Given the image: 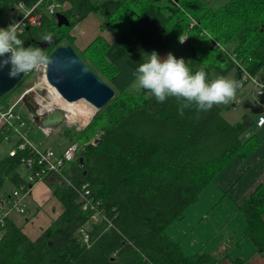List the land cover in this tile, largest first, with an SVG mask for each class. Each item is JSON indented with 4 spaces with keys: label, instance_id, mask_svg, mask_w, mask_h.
Here are the masks:
<instances>
[{
    "label": "trees",
    "instance_id": "obj_1",
    "mask_svg": "<svg viewBox=\"0 0 264 264\" xmlns=\"http://www.w3.org/2000/svg\"><path fill=\"white\" fill-rule=\"evenodd\" d=\"M53 1L68 4L59 11L68 25L96 13L100 29L112 34L111 40L96 35L80 51L82 60L112 86L114 96L83 129L63 131L66 138L78 141H88L94 130L102 132L68 163L64 174L74 186L63 183L53 188L63 209L37 237L30 239L6 221L0 236V264L219 263L203 249L186 253L166 229L183 219L185 209L197 203L230 159H243L257 147L260 140L254 130L249 131L253 120L244 113V119L231 123L220 114L223 105L205 112L193 104L179 115L177 98L158 103L149 91H133L130 86L139 64L171 44L180 54L187 53L191 71L205 70L207 81L215 79L213 71L224 76L233 69L241 87L246 81L241 80L243 71L237 63L263 80L264 0H227L218 6L207 0H0V23L4 24L8 11L18 9L17 4L26 9L37 3L32 13L39 14V24L25 26L19 38L23 46L40 47L48 56L58 45L74 40L69 30L56 31L61 25L55 13L46 10ZM184 33L187 38L181 44ZM46 34L52 35L50 43L43 40ZM30 74L24 73L13 88ZM263 105H251L248 113L261 112ZM28 123L29 137L36 141L35 132L39 137L43 134ZM3 134L0 131V141ZM24 154L0 157V188L5 182L13 188L25 182ZM84 182L100 200L107 221H93L91 211L81 208ZM236 208L245 221L243 229L231 236L228 227L219 226L218 234L229 238L231 246L247 237L255 250H263L264 181ZM80 227L89 233L90 244L83 242Z\"/></svg>",
    "mask_w": 264,
    "mask_h": 264
},
{
    "label": "crops",
    "instance_id": "obj_2",
    "mask_svg": "<svg viewBox=\"0 0 264 264\" xmlns=\"http://www.w3.org/2000/svg\"><path fill=\"white\" fill-rule=\"evenodd\" d=\"M226 1L227 0H207V2L213 6L221 5ZM90 14L91 13H88L83 19L89 17ZM96 21L98 27L95 29V32L92 33V37L90 35L89 39L84 38V33L86 31L83 27L81 28L82 39L77 38V34L74 35V40L79 41L75 46L79 49L84 47H81V45L84 43L86 44L98 34L103 35L108 40L113 38L112 34L107 29L101 30L99 27L100 21H98V19ZM172 50L178 51L176 46L171 44L159 55V57L161 59L166 58V55ZM224 76H230V79L238 80L237 73L234 70H230L227 75ZM237 97L236 94L235 100ZM235 100L231 101L232 103H229L228 105L234 108L236 103ZM245 106L246 105H244V109L246 110L247 108ZM261 107H264V105ZM255 119L256 117L253 119L252 124L254 127L253 129L250 128L249 131L254 130L260 140L259 144L245 158L239 159L233 157L230 159L215 175L212 184L208 185L201 192L194 209L197 211L205 210L203 211V214L199 217L195 216L196 212L191 209L192 205H190L185 209L183 219L174 221L167 227L166 231L168 235L173 239L178 240L186 253H194L200 249L206 250L210 252L213 257L219 259V263L215 264H230V260L232 259L241 260V264H264V249L261 251L255 250L247 237L243 238L239 245L231 246L229 238L220 234H214L215 236H213L212 243L209 245L206 244L205 240L207 238L205 240L203 238L201 224V218L203 216L209 218L210 214L206 212L208 211L211 213L215 206L221 213L225 214V217L217 212L213 216L214 221L211 222L209 220L208 226L214 227L213 233L216 231V226H226L232 232L230 235L233 236L235 233L240 232L245 226V221L236 206L240 203L243 196L248 195L257 184L264 181V125L257 126L254 124ZM37 129L38 128L35 130ZM34 135L37 137L36 142L43 144L42 138L39 137L38 132H35ZM5 142L4 140L0 141V143L6 145L5 151L0 149V157L5 155L10 148V144L7 142L8 145ZM21 168L22 173H24L25 169L22 166ZM63 183L65 182L60 174L55 171H48L41 179H38L31 184L30 189L24 196L26 210L29 206L31 208L29 213L31 215L28 216L29 213L24 214L26 210L22 213L10 211L11 213L8 214L7 222L19 226L23 233L30 239L37 237L63 209L61 202L54 196L52 191L54 187L60 186ZM12 189L13 186L10 183L5 182L0 188V191L8 192L9 194ZM23 214L24 217H22ZM262 219L264 222V212L262 213ZM190 221L193 224H190ZM214 222L216 226L214 225Z\"/></svg>",
    "mask_w": 264,
    "mask_h": 264
},
{
    "label": "built area",
    "instance_id": "obj_3",
    "mask_svg": "<svg viewBox=\"0 0 264 264\" xmlns=\"http://www.w3.org/2000/svg\"><path fill=\"white\" fill-rule=\"evenodd\" d=\"M36 4L37 3L26 9L22 7V4H17L16 7L18 9L14 12H11V15L7 17L4 24L0 23V28H6L12 22H20V29L22 32L25 26L34 24L38 25L40 22V16L38 13H32ZM56 7H60L62 10L63 4L56 1L51 2L46 5V10L49 13L59 12H55ZM184 37L187 38L186 33L182 34L180 39ZM222 49L224 50V48ZM237 65L243 71L241 74V80L251 81L254 84L256 93L264 95V82H262V80L260 81L255 75L249 74L242 68V66L239 65V63H237ZM42 73L43 72H41V74ZM42 84L44 83L40 81L34 83L32 82L31 85L24 87L16 99L10 104H4L3 102H0V131L4 132L3 140L13 141V144L10 146L7 153L9 155H14L17 151L26 153L21 157V166L25 169V182L14 187L8 195H0V236L6 224L9 212L14 210L22 213L25 211L26 202L24 201V196L30 189L31 184L36 180L41 179L48 171L57 172L61 175L66 184L71 187L74 186L71 179H69L64 174V170L66 169L69 162L76 160L78 152L82 150L85 144L88 142L95 143L102 132L100 131L93 138L85 141V143L71 141L62 150H56L49 146H43L41 143H35L33 140H31L29 137L30 129L28 121H33V118L31 117V113L33 112L26 107L23 101L24 94L30 91L33 92V97L37 102V112L39 113L46 112L53 106L60 107V105L57 104L52 97L51 100H46L43 98L44 93H42V97L39 96L36 88L38 86H42ZM236 99L239 98L237 97ZM19 102H22L29 112L26 117L22 115L19 109H16V106ZM261 117H264V113L262 112L256 115L255 123L257 126H262L259 123ZM89 118L85 124L88 123ZM80 190L81 208L89 209L91 211V219L93 221H98L100 219L107 221V218L104 216L101 202L92 194L88 183H82ZM108 224L110 223L108 222ZM80 231L83 242H85L87 245L90 244V236L86 228L80 227Z\"/></svg>",
    "mask_w": 264,
    "mask_h": 264
},
{
    "label": "clouds",
    "instance_id": "obj_4",
    "mask_svg": "<svg viewBox=\"0 0 264 264\" xmlns=\"http://www.w3.org/2000/svg\"><path fill=\"white\" fill-rule=\"evenodd\" d=\"M20 33V22H12L6 28H0V69L8 67L10 78L20 73L45 69L52 63L40 47L23 46ZM185 39H179V42L182 44ZM43 40L50 43L52 35L46 34ZM206 75L203 68L191 71L184 58H176L171 52L161 59L153 51L136 69L137 86L149 91L158 103L168 97L177 98L180 101L177 109L179 115H183L184 110L193 104L197 110L206 112L213 105H227L235 100L239 81L223 76L207 81ZM259 123L264 125V117H261Z\"/></svg>",
    "mask_w": 264,
    "mask_h": 264
},
{
    "label": "rangeland",
    "instance_id": "obj_5",
    "mask_svg": "<svg viewBox=\"0 0 264 264\" xmlns=\"http://www.w3.org/2000/svg\"><path fill=\"white\" fill-rule=\"evenodd\" d=\"M63 8L64 9L68 8V4L67 3H63ZM60 10H61L60 7H56L55 12L56 11H60ZM10 15H11V13H10V11H8L7 14L5 15V17H9ZM97 19H98V21H100V17L98 16V14L91 13L89 15V17H87L86 19H83V20L81 19L80 21H77L73 26L72 25H61V27H58L56 29V31H58V30H60V31H68L69 30L68 32L70 34H71V32L74 35L77 34V38L82 39L81 28L83 27L84 30L86 31L84 33V38L85 39H89L90 35L92 37V35H93L92 33H94L95 29H97V27H98V25L96 24L97 23V21H96ZM73 41L74 42L67 41V43H70V45L73 47L75 52L77 54H79L78 56L81 58V56H82L81 55V51H80L81 49H79L77 46H75V44L78 43L79 41L78 40L77 41L73 40ZM84 45H85V43L83 45H81V47H83ZM170 52L176 58H184V60H185V58H187V53L186 52H184L183 54L178 53L179 51H177V50H172ZM212 73H213L215 79L217 77L221 76V75L215 73L214 71ZM224 77L230 79V76H227V77L224 76ZM30 81L33 82V83L34 82H38V81L44 83V84H42V86H40L42 88V92L44 93L43 98L46 99V100H51V97H52L55 100V102L60 105V107H61V104H62L64 106L63 109L65 110L66 114L68 113L67 118L66 119L64 118L63 121H61L55 127H51V126L50 127H40L38 124H36L34 122V116H35L34 114H38L39 116H41L42 113L37 112V108L35 109V111L33 113H31V117L33 118V121H31L32 123H30V124H33L43 134V135L40 136V138H42V143H43L41 145L49 146V147H52V148H54L56 150H62L69 142L78 141V140H73V139L70 140V139L66 138L64 136L63 131L68 130L70 132H74V131H79V130L83 129L87 125V123L85 124V122L88 120L89 117L86 120H82L81 116H79L81 113H79L78 111H76V114L70 116V113L68 112L69 109L70 108L71 109L72 108L76 109V108L73 107L72 105L68 106L66 104V102L61 101L57 95L54 96L55 93H53V92L55 90L46 82L43 73L42 74L41 73H36V70L32 71V74L28 75V77H26L24 79V81L19 86H16L11 91L6 92L3 95H1L0 96V102H3L4 104H10L12 101H14L16 99V97L23 90V88L28 86V83ZM262 82H264V77H263ZM130 89L133 90V91L139 89V87L137 86V80L130 86ZM236 94H237L239 99L235 100V102H236L235 103V107L233 108L232 106H230L228 104L227 105L219 104L220 106L223 105V108L221 109L220 114L227 121H229L231 123L236 122V121H240V119H244V113L247 114L248 116H250V118L253 120L258 113L254 114V113L251 112V110H250V113H248L249 110H247V109L245 110L244 109V105H246L245 106L246 108H249L251 105H254V106L259 105L260 106V105L264 104V98H263L264 96L262 97V95H260V94L258 95V93H256L254 84L251 81L243 82V84L241 85V88L237 89ZM39 96L42 97V95H39ZM230 103H232V102H230ZM224 107H226V108H224ZM261 108H262L261 112L264 113V107H261ZM16 109H19V111L22 113L23 116H27L28 113H29L27 111L25 105L22 102H19L17 104ZM94 113H90L89 114V116H90L89 121L92 118ZM254 124H256V123L254 122ZM253 127L254 126L252 125L251 128L253 129ZM29 129H30V125H29ZM100 131L101 130H94V132H93L92 136L90 137V139L93 138ZM85 141H78V142L85 143ZM7 142L10 144V146L13 144L12 140L11 141H7ZM7 142H5V143L8 144ZM34 142L37 143L36 141H34ZM0 149L2 151H5L6 145L4 143H0ZM195 205L196 204L192 205L191 209L194 210L197 213V215L195 213V216L199 217L200 215L203 214V211H205V210L197 211V210L194 209ZM30 209L31 208L28 206L27 210H26V206H25V210L26 211L24 212V214H28ZM11 212H9V214ZM15 212H17V211H15ZM217 212L221 216L225 217L224 216L225 214L221 213L219 211V209L214 206V209L211 211V213L208 212V211L206 212V213L210 214L209 218H206L205 216H203L201 218V224H202V229H203V238H204V240L207 238L205 241H206V244H208V245L212 243L213 238H214L213 236H215L214 234H216V235L218 234V229L217 228L219 226H216L215 222H214V225L216 226V231L214 233H213V228L214 227L208 226L209 220L211 222L214 221L213 216ZM24 214H23L22 217H24ZM30 215L31 214L29 213L28 216H30ZM230 220H232V219H230ZM226 221H228V220H226ZM189 223L193 224V223H191V221ZM191 228H194V227H191ZM184 235H185V233H184Z\"/></svg>",
    "mask_w": 264,
    "mask_h": 264
},
{
    "label": "water",
    "instance_id": "obj_6",
    "mask_svg": "<svg viewBox=\"0 0 264 264\" xmlns=\"http://www.w3.org/2000/svg\"><path fill=\"white\" fill-rule=\"evenodd\" d=\"M57 25H68V18L61 12H56ZM48 56L52 63L43 72L46 82L66 101H84L94 109L100 110L113 96L114 89L102 77L96 74L75 52L70 44H61L54 48ZM8 67L0 69V96L9 92L21 79L24 73L15 78L8 75ZM36 91L42 95V88ZM23 101L32 112L37 107V102L30 91L23 96ZM34 122L40 127H55L66 114L61 107L53 106L43 112L41 116L34 114Z\"/></svg>",
    "mask_w": 264,
    "mask_h": 264
},
{
    "label": "bare ground",
    "instance_id": "obj_7",
    "mask_svg": "<svg viewBox=\"0 0 264 264\" xmlns=\"http://www.w3.org/2000/svg\"><path fill=\"white\" fill-rule=\"evenodd\" d=\"M54 93H55V95L60 96L57 92L54 91ZM60 98L62 100H64L61 96H60ZM64 101L66 102V104L68 106L72 105L73 107L76 108V109H73V108L72 109L71 108L69 109L68 112L70 113V116L76 114V111H78L79 113H81L79 115V116H81V119L82 120H86L89 117V114L92 113V112H94V109L91 106H89L88 104H86L82 100H78V101H74V102H68L66 100H64ZM62 109H63V107H62ZM67 115H68V113H67Z\"/></svg>",
    "mask_w": 264,
    "mask_h": 264
},
{
    "label": "flooded vegetation",
    "instance_id": "obj_8",
    "mask_svg": "<svg viewBox=\"0 0 264 264\" xmlns=\"http://www.w3.org/2000/svg\"><path fill=\"white\" fill-rule=\"evenodd\" d=\"M53 92V91H52ZM54 93V92H53ZM54 96H55V94H54ZM59 97V99L61 100V101H64V100H62L61 98H60V96H58ZM65 102V101H64ZM61 107H64L62 104H61Z\"/></svg>",
    "mask_w": 264,
    "mask_h": 264
}]
</instances>
